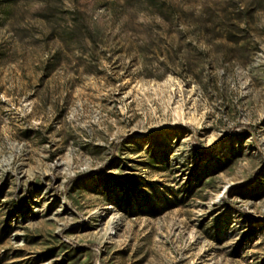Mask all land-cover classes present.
Instances as JSON below:
<instances>
[{
    "label": "rangeland",
    "instance_id": "374dc122",
    "mask_svg": "<svg viewBox=\"0 0 264 264\" xmlns=\"http://www.w3.org/2000/svg\"><path fill=\"white\" fill-rule=\"evenodd\" d=\"M163 7L0 0V264H264V0Z\"/></svg>",
    "mask_w": 264,
    "mask_h": 264
},
{
    "label": "trees",
    "instance_id": "16d2710c",
    "mask_svg": "<svg viewBox=\"0 0 264 264\" xmlns=\"http://www.w3.org/2000/svg\"><path fill=\"white\" fill-rule=\"evenodd\" d=\"M128 1V0H126ZM139 4L142 3H150L153 4V10L156 11V15L163 19H169L171 17L176 18L179 16L177 12L171 7L168 9H164L163 5L166 4V0H137ZM166 11V12H165ZM198 21L193 24H188V30L186 32L193 33L196 35H212L215 34V37L224 36L225 39L230 40L233 33L236 31L245 32L246 28L242 23L240 16L230 17L228 16L227 12L224 10H215L210 6H205L201 8L198 12ZM91 41L93 42L94 39L91 36ZM76 43H81L79 39L75 40ZM199 150L205 151V148L202 146L198 147ZM122 179V186L130 187L134 181H130L128 176L121 177ZM130 191V190H128Z\"/></svg>",
    "mask_w": 264,
    "mask_h": 264
}]
</instances>
